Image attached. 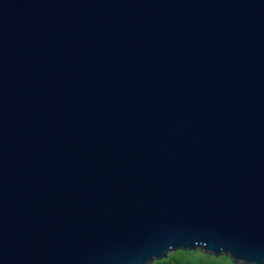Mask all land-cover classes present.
<instances>
[{
  "label": "water",
  "instance_id": "95a60500",
  "mask_svg": "<svg viewBox=\"0 0 264 264\" xmlns=\"http://www.w3.org/2000/svg\"><path fill=\"white\" fill-rule=\"evenodd\" d=\"M264 264V0H0V264Z\"/></svg>",
  "mask_w": 264,
  "mask_h": 264
},
{
  "label": "trees",
  "instance_id": "16d2710c",
  "mask_svg": "<svg viewBox=\"0 0 264 264\" xmlns=\"http://www.w3.org/2000/svg\"><path fill=\"white\" fill-rule=\"evenodd\" d=\"M149 264H235L226 255H212L203 252L201 249L186 251L177 250L168 253L163 259L155 260Z\"/></svg>",
  "mask_w": 264,
  "mask_h": 264
}]
</instances>
